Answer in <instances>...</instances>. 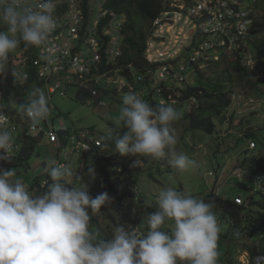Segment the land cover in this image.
Returning a JSON list of instances; mask_svg holds the SVG:
<instances>
[{
  "label": "clouds",
  "instance_id": "1",
  "mask_svg": "<svg viewBox=\"0 0 264 264\" xmlns=\"http://www.w3.org/2000/svg\"><path fill=\"white\" fill-rule=\"evenodd\" d=\"M242 7L244 9L243 3ZM247 8L244 10H248L253 17L250 6ZM54 11L55 0H0V25H3L0 29V75L10 71L15 82L27 79V74L18 68V64H11V53L18 49L17 59L25 53L22 43L26 50L31 47H44L45 54L41 58L48 63L53 62L55 52L59 51L51 45L49 40L57 26L53 16ZM154 21L148 42L155 38ZM192 35H194L193 40ZM167 38L170 37L167 36ZM217 40V36L210 34L188 32V38L183 40L185 43L175 57V59L181 56L184 58L183 53L187 52L186 48L195 44L194 48L188 52L189 59L185 58L188 61L184 64L185 78L182 81L173 77H167L164 80L158 77L152 79L146 77L138 81V75H145L148 69H157L164 63L163 61L150 62L147 59V52L146 59L149 63H159L155 68L148 67L144 72H136L131 65L126 68L127 78H125L133 82L134 88L129 90L127 87H121L122 89L127 88L130 92L123 95L118 114L111 119L118 128L123 127L126 131L119 138L111 136L104 138L111 142L113 151L122 156L132 155L139 159L143 157L152 161L163 160L174 172L197 169L198 164L195 160L176 149L177 137L172 125L181 118V113L168 104L171 99H175L172 96L177 93H172V86L167 87L165 84L169 80L176 81L178 84H186V71L189 66L195 71L198 63H202L201 61L206 58L205 55L213 59L214 53L221 55V53L228 52L230 55L239 56L242 63L249 66L242 51L233 52L226 46L210 48L200 56L198 61H191L199 43L217 42ZM245 47L252 55L247 41ZM178 66L172 68L178 72ZM249 68L255 70L250 66ZM130 73L133 75L132 80L128 78ZM152 81L160 83L154 93H162L161 87H167V91H170L169 100H161L160 104L152 105L142 99V96L137 93V87ZM0 82L7 81L0 79ZM136 82L140 84L137 85ZM176 89L175 92H181L182 96L184 88L177 87ZM26 97L28 98L25 102ZM77 98L87 103L106 106V103L100 105L99 99L94 101L90 97L77 96ZM103 98L100 97L102 101H104ZM18 99L13 95L9 97V100H5L4 97L5 103L8 104L11 100L17 102ZM50 101L44 90L40 88V84L35 83L28 95L16 106V111H11L22 113L33 125L39 124L44 129L43 123H45L49 128L52 127L49 125V118L55 109ZM193 101L194 99L189 101L179 99L178 105L180 104L183 108L185 103L191 104L194 103ZM49 105H52L53 109ZM8 123L9 115L5 112L4 105L0 104V162L1 160H12V152L16 154L24 145L27 137H34L36 141L48 137L42 131L23 135L22 130H19L14 141L12 134L15 132L11 133L5 128ZM66 126L68 130L60 133V137L73 134L78 130H89L98 138L94 129ZM18 140H21V143H18ZM100 140V146H102L104 140ZM100 146H94L92 151ZM250 146L256 147L254 142H251ZM103 147L107 149L109 143H104ZM55 148L59 152V157L57 160L51 159L47 162L44 172L50 182L49 180L42 182V185L45 184L46 187L40 194L30 191L23 179L17 178L15 169L5 167L0 169V264H218V241L221 227L213 211L214 203L205 202L190 193L165 185L155 197L156 211L146 217V232L140 233L130 229L133 227L132 224L127 229L124 226H116L111 239L104 240L101 238L99 229L92 230L90 221L92 214L99 212L102 206L110 202L111 197L107 192L93 197L89 195L84 185L74 186L73 181L81 180V177L77 175L76 170L74 171L66 164L70 156L79 154H72L64 159L61 156L62 151ZM139 159L135 164L142 166L143 160ZM131 163L126 165V170L121 166L116 167V173L121 175L127 172L130 175L128 166ZM92 171L89 169V172ZM172 175L173 173L169 174L170 177ZM131 178L133 176H130ZM256 187L262 189V182L255 183L254 191ZM235 201L243 203L238 196ZM137 216L140 218L139 214ZM166 223L171 225L168 230L164 228ZM237 228L241 236L245 235L239 227ZM249 247L245 253L249 258L244 259L245 263L255 264L254 259L258 256L264 257V254L251 257ZM244 260H240L241 264Z\"/></svg>",
  "mask_w": 264,
  "mask_h": 264
},
{
  "label": "rangeland",
  "instance_id": "2",
  "mask_svg": "<svg viewBox=\"0 0 264 264\" xmlns=\"http://www.w3.org/2000/svg\"><path fill=\"white\" fill-rule=\"evenodd\" d=\"M263 2L264 0H241L244 9H248L247 7L250 6L252 10H254V3L259 8H262L261 4ZM2 28L3 25H0V29ZM184 39L186 38H183V35L173 37L172 46L177 45ZM191 39H194V35H192ZM224 53L228 54V52ZM17 55H19L18 49L10 54L11 64L17 65L19 63V59L16 58ZM183 55L184 58L189 59L188 52H184ZM213 55L214 60L220 58L219 53H214ZM205 57L202 63H198L196 69L201 71L209 70L210 76L206 75L205 78H202L196 70L193 71L191 66H189L186 71L187 85L205 86L212 89L211 87L215 83L217 76L212 71L211 62L207 63L212 58L209 55H205ZM253 68L259 74H257L258 77L264 76L259 67L257 68L256 65H253ZM207 77L212 79V83H210V80H206ZM118 79L121 82L126 81L124 76L112 75L107 79V84L103 82V86L110 90L109 94L103 98L106 106H99L97 103H87L77 98V87L67 92V97H62L55 93L50 101L55 106V109L49 118V125L54 126L55 129H59L61 124L81 129H94L96 136L102 140L109 136L112 137L113 126L110 125V122L115 127L117 126L111 118L118 114L123 95L130 92L127 88H121L120 82L117 81ZM136 84L139 85L140 83L136 82ZM159 84V81H152L149 84L137 87V93L142 96V99L147 101V97L153 96L154 90ZM186 84H178L176 81L172 82V80L166 82L165 85L167 87L172 86L171 92L177 93L176 98L172 96L175 99H171L168 104L174 108L175 105H178L181 92H175L176 88L183 89ZM231 86L235 92L239 90L236 81H233ZM258 88L262 89L261 92H264V86L259 85ZM246 90L243 92L239 91L236 95L235 93L233 94L232 105L226 112L227 119L224 123H217L219 131L217 130L214 134L191 130L186 125L187 122H183L185 113L189 109V103H185L182 109L177 110L181 113V118L172 125L174 134L177 137L176 149L197 162L198 167L195 171L189 169L183 172H174L163 160L152 161L142 157L139 159L143 160L142 166L135 164L138 159H131L132 163L128 166L130 167V175L127 172L121 175L116 173L117 171L112 172L110 181L113 182L117 189L120 188L125 192L136 193L133 194V198L127 197L125 202V206L130 207L134 214L133 218L138 223V225H133L130 229L140 233L147 231L146 217L156 211L155 197L165 185L173 186L179 191L190 193L201 199L210 191H214L224 198L235 199L238 196L245 204L258 198L253 189L255 188V183L257 184L260 181L255 180L256 176L253 172V166L259 156L264 155V95H258L260 92L257 93L256 89L245 92ZM17 105L18 103L13 100L9 104H4L10 111H16ZM52 120L54 121L53 125ZM43 127L44 129L48 128V124L43 123ZM217 134H220V137L217 138ZM12 136L15 141L17 138L16 132ZM251 142H254L256 147L252 148L250 146ZM257 142L259 143V148H257ZM18 143H21V140H18ZM13 155H15L14 152H12ZM58 157V150L49 142L48 137H44L36 142L34 154L26 167H13V169L17 172V178L23 179L29 188L35 176H39L43 180L47 175L44 172L47 162L51 159L57 160ZM66 165L74 171L76 170L77 175L81 177L82 181H73L74 186L81 187L84 185L86 189L100 179L101 167L112 168L95 150L83 156H70ZM89 169L93 171L89 172ZM170 173H173L171 177L169 176ZM130 176H133V178L130 179ZM111 195L109 194L111 197L110 202L106 204L109 206L110 211L105 209L106 206H102L99 212L93 214V217L95 218V223L100 225V228L113 232L114 229L109 227L118 219V208L113 207ZM145 208H147L149 213ZM252 210V213H254L256 207H253ZM146 213L147 215H145ZM214 213L221 227L218 241V264H241V259L249 258V256L246 257L244 252L249 246H254L255 243L257 245L264 244V236L257 234L241 236L238 228L231 223L226 215L216 211ZM247 213L248 211H246V215ZM137 214L140 215V218H138ZM244 224L245 222L242 221L241 225L243 226ZM170 226V223H166L164 226L165 230H168ZM237 233L239 234L237 235ZM243 264H246L245 260Z\"/></svg>",
  "mask_w": 264,
  "mask_h": 264
},
{
  "label": "built area",
  "instance_id": "3",
  "mask_svg": "<svg viewBox=\"0 0 264 264\" xmlns=\"http://www.w3.org/2000/svg\"><path fill=\"white\" fill-rule=\"evenodd\" d=\"M106 1L90 0L83 6L82 0H55L53 16L57 26L49 40L59 51L55 52L53 62L48 63L41 58L45 54L44 47L29 48L30 53L26 50L19 56L18 68L27 74L26 80L31 78V73L33 74L35 83L40 84L49 101L52 99V94L58 93L66 97L67 92L77 87L78 97H90L94 101L99 99V104L105 105L100 99L102 95L100 85L103 82L107 84V79L112 75L127 78L125 66L119 64L122 56V30L125 18L106 7ZM170 1L173 5L177 0ZM186 2L188 4L185 7L163 11L154 21L155 38L148 42L147 59L150 62L164 63L157 69H148L145 75H138V81L146 77L149 79L158 77L162 80L173 77L179 81L184 80L185 65L179 64L176 72L168 61L175 59L185 43L180 41L172 46V38L177 35L188 38L189 31L200 32L202 35L210 34L218 38L217 42L199 43L191 57L192 62L198 61L210 48L226 46L233 52L242 51L246 63L251 68L256 65L255 59L245 47L247 39L251 36L254 20L250 12L243 9L240 0ZM9 78L14 81L10 71L0 75L1 81H8ZM23 81L18 82L23 83ZM117 81L120 82L121 87H127L129 90L134 88L133 82H129L128 79L125 82H121L120 79ZM4 93V90H0V104L3 105L8 104L4 101ZM49 106L53 109L52 105ZM5 112L9 115V123L5 125L7 130L11 133L22 130L23 135L42 131L48 136L49 141L62 151L61 156L64 159L72 154L89 153L94 146L101 145V140L96 138L92 131L78 130L60 137V133L68 130L66 125H60L59 129L53 126L43 129L39 124L33 125L22 113L12 112L6 107ZM254 262L264 264V257L258 256Z\"/></svg>",
  "mask_w": 264,
  "mask_h": 264
},
{
  "label": "trees",
  "instance_id": "4",
  "mask_svg": "<svg viewBox=\"0 0 264 264\" xmlns=\"http://www.w3.org/2000/svg\"><path fill=\"white\" fill-rule=\"evenodd\" d=\"M82 1L84 6L85 3H88L90 0ZM186 1L188 0H177L171 5L172 2L170 0H107L105 3L106 7L125 18L122 30V56L119 60V64L125 66V68L131 65L136 72H144L151 66L155 68L159 63H149L146 59L147 42L152 33L153 21L160 16L164 10H170L172 8L178 9L187 6L188 2ZM261 7L262 8H259L257 4L254 3V10L250 8L254 23L252 35L247 39V43L257 62V68L259 67L261 73L264 75V2L261 4ZM194 46L195 44H191L187 47V52H190ZM22 47L26 51L23 43ZM33 48L34 47H31V49ZM29 51L31 50L27 49V53H30ZM186 61L188 60L181 56L177 59L169 60L168 64L171 65V67L176 68L180 63L186 64ZM208 62H211L212 71L217 76L215 83L211 87L212 89L205 86L186 85L182 90L183 95L179 97V99L181 101L194 99V103L189 104V109L185 113L183 120V122H187L186 125L188 128L191 130L202 131L206 134H214L217 130L219 131L217 123H224L227 119L226 112L232 105L234 93L236 95L239 91L243 92L248 89L245 91L248 92L249 90L256 89L257 93L260 92L258 95H264V92H261L262 89L260 90L258 88L259 85L264 86V76L258 77L259 74L256 73L255 70L250 69L249 66L243 64L239 56L221 53L218 60L210 59L207 63ZM208 71L197 70L202 78H205L206 75L210 76ZM132 76L133 75L130 73L128 78L132 80ZM206 80H210V83H212V79L209 77H207ZM233 81L238 83L239 90L236 92L231 86ZM34 84L35 79L31 73V78L23 81V83L18 81L15 82L11 80V78L5 83L0 82V90L5 91V100H9V97L13 95L21 101L26 95H28ZM99 88L103 93L101 97L108 95L110 92V90L106 89L103 84L100 85ZM161 88L163 91L162 93H154V97H147V101H149L150 104L157 105L161 103V100H169L168 95L170 91H167L166 86H162ZM173 96L176 98V94ZM18 100L17 103L20 104V101ZM175 108L178 110L182 108V106L180 104L175 105ZM110 125L113 126V138L122 137L126 131L123 127H115L112 122H110ZM218 137H220V134H217V138ZM36 142L37 141L34 137H27L21 149L12 156V160H1L0 169H2V167L7 169L13 167H26L30 158L34 154ZM106 142L109 143L107 149L103 147ZM103 145L96 147L95 151L99 153L112 168L101 167L100 179L92 183L86 190H88L89 195L93 197L103 192L112 194V205L113 207L118 208V219L109 228L114 229L116 226H124L127 229L131 224L132 226L138 225L136 219L133 218L134 214L130 207L125 206L126 198H133V193L125 192L120 188L117 189L113 182L110 181V176L112 175V172L116 170V167L121 166L126 170V165L131 163V159L135 160L139 159V157L120 155L113 151L111 142L106 140L103 141ZM257 148H259V143ZM253 172L256 176L255 180L259 179V181L262 182V189L256 187V191L253 190L258 197L256 200L249 201L248 204H240L237 203L235 199L224 198L214 191L208 192L202 199L205 202L214 203L215 206L213 211L221 212L226 215L235 227H239L243 234L247 236L254 234L264 236V155L259 156V159L253 166ZM45 180H49L47 175L43 180H41L39 176H35L29 185V190L34 191L36 194L42 193L46 187L45 184L42 185V182ZM69 187H71V185H69ZM114 192L116 193L113 194ZM104 206H106V210L110 211L109 206ZM253 207H256L254 213H252ZM246 211H248L247 215ZM145 215H147V213ZM93 216L94 215L92 214L90 221V224L92 223V230L99 229L102 239H111L112 231H106L105 229L100 228V225L95 223V218ZM242 221L245 222L243 226L241 225ZM249 254L251 257L258 254H264V245H254L249 247Z\"/></svg>",
  "mask_w": 264,
  "mask_h": 264
},
{
  "label": "crops",
  "instance_id": "5",
  "mask_svg": "<svg viewBox=\"0 0 264 264\" xmlns=\"http://www.w3.org/2000/svg\"><path fill=\"white\" fill-rule=\"evenodd\" d=\"M52 123H54V121H52ZM245 253H247V251H245ZM248 255V254H247Z\"/></svg>",
  "mask_w": 264,
  "mask_h": 264
}]
</instances>
